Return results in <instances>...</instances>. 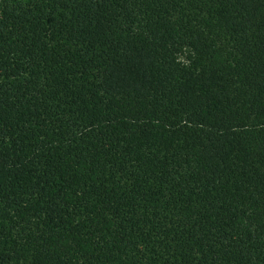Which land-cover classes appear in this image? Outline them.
Segmentation results:
<instances>
[{
    "label": "trees",
    "instance_id": "trees-1",
    "mask_svg": "<svg viewBox=\"0 0 264 264\" xmlns=\"http://www.w3.org/2000/svg\"><path fill=\"white\" fill-rule=\"evenodd\" d=\"M0 264H264V0H0Z\"/></svg>",
    "mask_w": 264,
    "mask_h": 264
}]
</instances>
